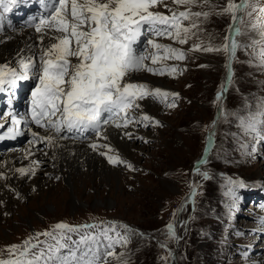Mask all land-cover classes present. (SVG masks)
<instances>
[{"label": "rangeland", "instance_id": "374dc122", "mask_svg": "<svg viewBox=\"0 0 264 264\" xmlns=\"http://www.w3.org/2000/svg\"><path fill=\"white\" fill-rule=\"evenodd\" d=\"M166 2L169 7H176L171 0ZM226 2L209 0L203 3L201 0V6L193 7L192 11H211V6H215V11L219 12ZM255 3L258 8H264V0H255ZM153 10L170 14L163 6ZM179 10L185 9L181 6ZM237 15L249 19L244 13ZM258 20H264V15L254 12L251 22L257 24ZM231 23L230 15L210 14L200 23L196 36L186 44L162 37L157 39L158 43L185 53L183 60L165 61L169 67L180 71L174 77L139 71L130 79L144 83L143 78L165 87L163 91L178 93L177 99L173 101L170 96L167 101L176 106L168 108L159 99L146 97L138 101L139 108L130 112L133 122L127 127L118 128L112 122L103 125L99 142H89L98 147L94 150L87 146L105 165L114 168L120 175L117 180L101 182L92 177L94 168H90V162L93 161L84 159L79 151L77 155L84 159L85 165L81 170L69 166L75 189L67 186L61 177L67 171L58 172L54 164L43 162L39 174L16 173V181L34 176L25 183L28 187H21L26 192L31 187L27 197L21 199L20 190L8 181L13 170L8 177L0 171V252L4 258L8 256L5 251L8 247L21 245L34 233L51 231L60 222L73 226L106 227L113 222L128 226L131 233L119 227L117 230L129 236V243L114 249L117 254L124 253L123 259L128 264H255V260L264 258L261 251L256 254L252 251L253 248L261 250L262 246V240L254 237L258 234L264 239V235L261 237L258 233L262 228L255 222L259 215H264V139H254L239 119L257 113L264 105V65L259 43L255 47H244L252 41L260 42L264 29L258 24L255 30L249 29L246 35L237 37L241 48L230 69L225 67L224 53L191 50L201 41L222 45ZM143 42L141 50L150 48ZM147 62L151 67H159ZM144 114L159 121L160 126L137 122ZM108 129L121 134L119 139L114 138L112 148L115 149L122 138L130 142L133 149L129 157L113 151L106 135ZM109 156L121 163H109ZM48 158L56 161L58 157L52 159L49 155ZM3 164L0 158V167L6 166ZM195 165L193 176L191 170ZM192 178L201 188L189 210L187 194L192 188ZM234 181H243L245 187L231 183ZM256 221L259 223L258 218ZM169 224L173 225L177 239L180 238L174 258L177 239L168 237ZM88 231L98 234L97 229ZM78 238L72 236L73 240ZM39 240L45 238L40 236ZM161 244L166 245L169 253ZM165 257L167 259H163ZM109 264H119V259L109 258Z\"/></svg>", "mask_w": 264, "mask_h": 264}, {"label": "snow or ice", "instance_id": "6c2138e0", "mask_svg": "<svg viewBox=\"0 0 264 264\" xmlns=\"http://www.w3.org/2000/svg\"><path fill=\"white\" fill-rule=\"evenodd\" d=\"M17 3L18 0H0V7L4 12H10ZM203 3H209V0H203ZM171 4L176 7H169L166 0H47V15L41 16L34 24L42 45L39 57L33 54L18 58L15 65H0V92L14 88L22 81H35L31 93V120L37 127L54 133L40 137L33 132V137L39 141L51 145L55 137L76 139L87 131H94L100 137L105 124L112 122L116 127H127L133 122L130 112L139 108L138 101L146 97L159 99L168 108L176 106L167 101L170 96L173 101L177 99L178 93L149 89L146 84L130 79L139 71L173 77L180 71L169 67L165 61L183 60L185 53L171 45L158 43V38L183 45L196 36L200 23L210 14L230 15L232 23L222 45L201 41L191 49L224 53L227 58L225 67L230 69L241 48L237 37L246 35L249 29L255 30L258 24L264 29V20H258L257 24L251 22L254 12L264 15V8H258L255 0H240L239 3L227 0L219 12L215 11V6H211V11L193 12V7L201 6V0H171ZM159 6L170 14L153 10ZM181 6L185 10H179ZM237 13H244L249 19L245 20L244 15ZM261 35L260 42L252 41L244 47H255L259 43L264 65V31ZM145 36L148 38L143 43L150 48L141 50V40ZM146 61L159 67H151ZM220 98L218 96L217 100ZM261 109L250 113L247 118H239L241 126L254 139H264V105ZM137 122L160 126L159 121L147 114ZM11 123L20 125L15 118ZM6 131L13 138L20 134L15 127ZM0 138H3L2 134ZM89 147L95 150L98 145L93 143ZM108 160L112 164L121 163L111 156ZM34 163L38 165L39 162ZM128 167L131 169V165ZM18 171L22 175L29 171L35 174L34 169ZM203 175L207 178V173ZM231 183L245 187L243 181ZM118 227L125 233L132 232L128 226H117L114 222L106 227L60 222L51 231L34 233L21 245L5 249L7 258L0 252V264H109V258H118L119 264H128L123 259L124 253L114 251L116 246L126 247L129 243V236L122 235ZM89 229H97L98 234ZM73 235L79 238L73 240ZM167 235L170 239H177L172 224L167 225ZM40 236L45 240L40 241ZM161 247L166 245L161 244Z\"/></svg>", "mask_w": 264, "mask_h": 264}, {"label": "bare ground", "instance_id": "6f19581e", "mask_svg": "<svg viewBox=\"0 0 264 264\" xmlns=\"http://www.w3.org/2000/svg\"><path fill=\"white\" fill-rule=\"evenodd\" d=\"M31 4H32V2L29 1L28 5H31ZM21 5H22L21 2H18L16 4V6H21ZM0 19L2 21H5L3 15H1V14H0ZM13 27L14 26H11V28H9V29L5 28L3 31H0V65H3L5 63L15 65L18 58L31 56L33 54H35L37 57H39V50H40V47L42 46L39 43L40 34L31 32L28 34L21 33L20 35H18L17 31H11L13 29ZM147 38H148L147 36L143 37L141 42L145 41ZM44 43L45 44L48 43L47 38H45ZM138 78H141V76L139 75ZM141 80H142V82L151 85L153 87V89L157 87L161 90H163V89L166 90L165 87L162 88V86L160 87L156 83L149 82L148 80L143 79V78H141ZM34 84H35L34 80L22 81V82L18 83V85L16 87L11 88V89H6L5 91L0 92V99L3 97H5L6 100L7 99H15L20 94H26V93L31 94L33 91V88H34ZM159 84H161V83H159ZM9 107H10V102H6V101L4 104H1V107H0V125H3V127L0 128V134L3 135V138H0V142L2 141V139L7 138L10 140V144L15 146L16 148H22L25 145H28V146L34 145L36 147V150H29V148H26L25 150H21L20 152H18V154H17V152L16 153H9L8 155H10V156L5 154L4 150L0 151V155H2L4 157L3 160H4V163L6 164V166L4 168L0 167V169H1L0 171L4 174V177H8L9 173H11L10 170H13L14 174H12L8 177V181H9L10 185L14 186L17 190L18 189L20 190V191L19 190L18 191L21 193V199H22V197H27V195H28V193H30V189H31V187H30L29 191L26 192L25 191L26 189L24 190L21 187H28L26 185H29V184H25V183L27 181L29 182L30 179H33L34 176L33 177H22L21 179L19 178L20 181H16L15 180L16 173L18 172L19 169L23 168V169H34V172H37L39 174V172H42L43 162L44 163L50 162L49 164H52V165L54 164L53 166L55 167V170L58 172L59 171L62 172L63 170L67 171V173L64 174L63 176L61 175V177H63L64 183H66V185L72 189H75L76 187H73V182L71 180V170L72 169L70 170L69 166L72 167L73 169H76V170L80 169L81 170L83 168V166L85 165L83 162L84 159H88V158H90L93 161V162H90V168H94V175L92 177L97 178L101 182H103V181L108 182L109 180H110L109 182H111L112 179L117 180V178H119L120 175L114 170V168H110L107 165H105L106 163L104 164V162H102L94 153H92L87 148V146H89V143L87 142V140L84 137L83 138L81 137L80 139L79 138L61 139L59 137H55V139L51 145L46 143V148H45L46 152L45 151L42 152V150H43L42 146L45 143L34 138L32 133L38 132L39 134L42 133V135L49 136V135H54V133H52V132L47 131V133H43V132H41L42 128L38 129V128L29 127V128L22 129L19 132L20 134L15 135V137L13 138L6 131L9 128L15 127L11 123L12 119L10 117H7L5 114L6 108H9ZM149 110H151V108H149ZM153 112H155V111H153ZM112 129H108L107 134H106V135H108V143H109L111 148L114 145V143H113L114 138L119 139L121 136L120 133H117V132L113 131ZM64 135H71V134L65 133ZM119 143L120 144H118V145L116 144L117 146L115 149L112 148L113 151L117 152V153H122L125 157H129V151H130V149H133L131 144H129L130 142L127 143V141L124 138H122V140L119 141ZM50 150H52V151H50ZM79 151H81V153H83L84 159H81L80 157H78L77 154ZM49 155H52V159H54L56 157H58V158H56V161L55 160L51 161L48 158ZM61 156H64V157H61ZM59 157H61V159H62L61 163L57 162V160H59ZM14 159H15V161H14ZM90 159H88L87 161H89ZM97 159H99V160H97ZM34 162H39V163L37 165ZM5 164H3V165H5ZM97 165H99V167ZM54 174L57 175V173H54ZM90 174H92V173L90 172ZM26 175H33V174L31 171H29ZM42 178L43 177L41 176V179ZM37 179H39V178L37 177ZM0 183H2V182H0ZM1 190H4V189H1ZM263 247L264 246H261V250L263 249ZM176 252H177V249L175 251V254H176ZM261 252L264 255V251H261ZM255 264H264V258H258L257 260H255Z\"/></svg>", "mask_w": 264, "mask_h": 264}]
</instances>
